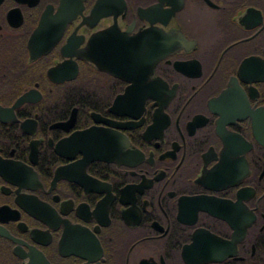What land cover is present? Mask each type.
<instances>
[{
  "label": "flooded vegetation",
  "instance_id": "flooded-vegetation-1",
  "mask_svg": "<svg viewBox=\"0 0 264 264\" xmlns=\"http://www.w3.org/2000/svg\"><path fill=\"white\" fill-rule=\"evenodd\" d=\"M260 109L264 0H0V264H264Z\"/></svg>",
  "mask_w": 264,
  "mask_h": 264
},
{
  "label": "water",
  "instance_id": "water-1",
  "mask_svg": "<svg viewBox=\"0 0 264 264\" xmlns=\"http://www.w3.org/2000/svg\"><path fill=\"white\" fill-rule=\"evenodd\" d=\"M254 131L260 134V132H264V109L258 110L257 114L255 115L254 120ZM89 132H85L84 134H88Z\"/></svg>",
  "mask_w": 264,
  "mask_h": 264
}]
</instances>
